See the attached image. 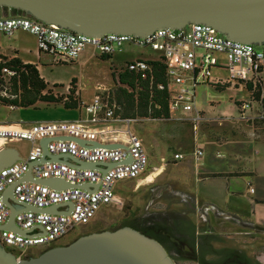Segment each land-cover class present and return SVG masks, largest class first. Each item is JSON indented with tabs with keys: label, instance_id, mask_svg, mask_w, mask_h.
<instances>
[{
	"label": "built area",
	"instance_id": "built-area-1",
	"mask_svg": "<svg viewBox=\"0 0 264 264\" xmlns=\"http://www.w3.org/2000/svg\"><path fill=\"white\" fill-rule=\"evenodd\" d=\"M19 30L35 36L39 52L50 56L56 64L75 62L89 47L101 51L102 55L114 54L125 43L149 47L164 57L169 78L176 84H187L186 81L194 85L236 83L252 80L264 70V46L234 41L204 24H191L183 30L163 28L147 38L113 33L92 37L45 24L27 15L0 17V33L11 37ZM130 68L146 70L148 66L144 62L135 61ZM222 70L227 71V76L221 74ZM179 90L171 97V115L186 114L194 110V90L185 86ZM85 110L88 117L75 121L35 123L29 128L0 124V149L9 139L32 143L44 137L64 135L95 139L97 133L91 131L89 124L123 121L115 117L114 108L99 95L85 106ZM190 120L197 123L201 120L200 113ZM114 133L117 134L114 142L122 143L126 148L85 147L72 140H54L48 144V151L52 154H67L86 162L116 163L115 167L106 172L76 167L66 162L47 161L33 165V180L20 182L29 171L30 163L42 157L40 147L33 150L27 159L17 161L0 171V224H5L11 216V209L4 200V192L13 184H16L14 196L21 203L40 209L69 202L74 205L69 214L36 211L18 213L15 216L18 228L29 230L41 226L45 234L39 233L38 229L28 236L0 230V242L7 249H17L24 254L39 245H45L46 249L54 247L71 234L77 224L90 223L102 206L114 204L117 201L116 185L120 181L135 180L146 173L149 156L142 139L130 129L116 130ZM129 156L132 161L122 163ZM194 156L199 160L204 156V151L198 148L194 151ZM175 159L182 160L184 155L175 154ZM52 177L64 179L73 185L98 184V188L71 187L57 190L39 182ZM63 209L67 210V207Z\"/></svg>",
	"mask_w": 264,
	"mask_h": 264
},
{
	"label": "rangeland",
	"instance_id": "rangeland-1",
	"mask_svg": "<svg viewBox=\"0 0 264 264\" xmlns=\"http://www.w3.org/2000/svg\"><path fill=\"white\" fill-rule=\"evenodd\" d=\"M6 14L5 11L1 12V15ZM126 46L132 47L130 53L118 50L114 53V60L102 58L101 51L97 52V58L88 60V54L91 50H87L75 62L56 64L52 61L43 64L42 73L52 85L63 86L54 88L58 93L64 92L68 85L70 88L71 81L76 79L77 87L82 91L81 97L86 103H91L96 95L107 102L110 93L118 85L116 73L127 64L129 59L133 57L136 59L135 61H138L140 59H157L161 56L160 52L149 47L125 43L122 48L124 49ZM215 74L217 73L215 72ZM221 74L227 76V71L222 70ZM171 83L172 96L180 92L179 89L182 86L193 89L195 93L193 111L187 112V114L173 113L171 116L177 125L173 128L174 133H178L179 146L177 148L180 147L181 151H191L192 148L196 150L197 145L203 146L207 149L206 156L197 160V164L204 162L207 158V163L216 165L215 168L224 167L222 162L225 163V160L229 158L228 153L238 149L241 142H245L231 141L228 144H223L228 131L238 130L239 126L243 124L249 125L248 120L257 116L260 112V106L253 103L249 111H245L244 115L240 114L236 106L237 100L240 101L248 95L242 84L231 83V86L225 90H217L211 84ZM45 107L46 105L40 104V109L36 110L33 108L12 109L0 105V120L28 119L29 122H35L40 118L55 119L61 116L59 114L61 109L52 107L44 110L47 108ZM198 112L201 120L193 123L190 119L194 114L196 116ZM138 123L132 124L136 128L139 126ZM194 124H196V128H194ZM140 128L143 127L140 126ZM130 130L141 138L139 132ZM142 138L145 142L149 139L146 134H142ZM217 148L225 153L220 156L222 158H217ZM172 153L174 154V151ZM169 157L170 159L166 162V169L153 184L144 185L137 189L134 181L119 182L117 201L110 206H102L90 223L77 224L71 234L61 240L58 245H68L81 236L103 231H115L125 226L142 232L148 227L160 225L174 239L186 240L188 247L196 249L198 258L218 262L227 258L228 250H232L238 251L254 263H259V259L264 257V230L250 225L247 228H239L238 226L229 228L225 225V219L214 215L217 214V211L203 205L197 206V203L192 200V193L190 192L191 164L179 166L175 157L174 160H171V155ZM150 162L149 171L143 177L154 171L155 165H158L157 160L152 155H150ZM183 163L184 161L180 160L179 164ZM211 189L214 188L211 187ZM159 240L175 264H202L197 259H186L177 255L169 239L160 237ZM45 249V245H39L24 254H21V251L17 249H12V252L24 259L37 257Z\"/></svg>",
	"mask_w": 264,
	"mask_h": 264
},
{
	"label": "water",
	"instance_id": "water-1",
	"mask_svg": "<svg viewBox=\"0 0 264 264\" xmlns=\"http://www.w3.org/2000/svg\"><path fill=\"white\" fill-rule=\"evenodd\" d=\"M0 8L23 12L45 24L92 37L113 33L147 38L163 28L183 30L191 24H204L234 41L264 46V0H0ZM54 140H72L85 147L126 148L118 142L102 143L77 136L44 137L40 140L42 157L30 163L29 171L20 182L33 180L31 170L35 163L66 162L76 167L101 169L104 172L116 166V163L86 162L67 154H52L48 151V144ZM21 160L23 158L17 149H1L0 171ZM131 161L132 157L129 156L122 163ZM103 166L107 168L104 169ZM39 182L57 190L71 187L98 188V184L73 185L55 177ZM15 186L16 184L9 186L4 192V200L11 209V216L5 224H0V230L28 236L38 229L39 233L45 234L41 226L29 230L18 228L15 216L24 211L69 214L73 210L71 202L43 209L21 203L14 196ZM63 207H67V210ZM0 264L175 263L157 239L125 226L115 231L84 235L68 245L54 246L37 257L24 259L0 242Z\"/></svg>",
	"mask_w": 264,
	"mask_h": 264
},
{
	"label": "crops",
	"instance_id": "crops-1",
	"mask_svg": "<svg viewBox=\"0 0 264 264\" xmlns=\"http://www.w3.org/2000/svg\"><path fill=\"white\" fill-rule=\"evenodd\" d=\"M130 49H132V47L126 46L124 49L122 48L120 52H126L129 54L131 51ZM87 50H91L88 54V60H94L98 57V51L96 49L90 47ZM16 54L25 63L36 64L41 76L44 78L42 73L43 64L52 62V58L39 52L35 36L22 30L15 32L11 37L0 33V55L14 56ZM83 54L80 57H82ZM114 57L115 56L113 54L111 60H114ZM135 60L136 59L132 57L128 60V62H135ZM185 83H188V81ZM50 85L53 86L55 84L52 85L50 83ZM68 86L64 92L59 93H68ZM78 92L80 96H82V91L78 89ZM55 93L58 92L55 91ZM81 99L84 104L78 109H66L62 105L50 106L47 108L45 107L46 109L44 110L51 109L52 107H56L55 109H61L62 112L59 111V114L61 115L59 118H40L35 122H29L28 119H16L12 121L2 119L0 120V124H11L21 128H29L35 123L86 119L88 115L86 113L85 106L90 104V102L86 103L82 97ZM240 101H249V95L245 96V98ZM194 116L195 114L192 117ZM135 122H139L137 124L139 126L136 128L132 124ZM140 126L143 128H140ZM175 126L177 125H175L173 118L169 120H123L89 124L91 131H95L97 133L95 135V139L105 143L114 142L115 135H117L114 133L116 130L132 129L137 133L139 132L146 152L149 156V165L146 173L149 171L151 166L150 155L157 160L158 165H155L156 167H154V171L148 173L146 177H143L146 174L145 173L135 180H124L125 182H136L137 189L144 185L153 184L157 177L161 175L164 169H166V162L170 159L169 155H171V160H174L175 154H179L178 152H181L180 154L184 155V159L182 160L185 164H179L180 160L176 159V161H178L177 164L179 166H188L191 164L192 171L190 172V192L192 193V200L197 203V206L203 205L217 211V214L214 215L225 219V225L229 228H236V226L239 228H247V226L250 225L264 230V142L256 138L253 127L243 124L242 126H239L238 130L235 129L231 132L228 131L225 138L226 140L223 144H228L231 141L237 143L238 141L245 142H241L238 149L228 153L229 158L225 160V163L222 162L224 167L215 168L216 165L207 163V158L204 162L202 161V163L197 164L196 157H193L195 149L193 150L192 148L191 151H181L180 147L177 148L179 143L177 141L178 133L175 134L173 131ZM103 132L106 134H103ZM142 134H146L148 136L149 139L147 142H145L142 138ZM9 147L17 149L20 156L24 160L28 158L33 150L40 147V140L36 143H32L26 140L9 139L3 144L1 149ZM196 147L201 148L204 151L203 157H205L207 149L199 145ZM172 151H174V154ZM224 154L225 153H222V151L218 148L216 149L217 158H222L220 156H223ZM117 185L116 195L118 196L119 191H117ZM203 186L204 189H202ZM211 187L214 189H211ZM159 227L163 228L160 225ZM197 235L200 236L199 234ZM183 241L187 244L186 240ZM259 261V263L264 264V257L260 258Z\"/></svg>",
	"mask_w": 264,
	"mask_h": 264
},
{
	"label": "trees",
	"instance_id": "trees-1",
	"mask_svg": "<svg viewBox=\"0 0 264 264\" xmlns=\"http://www.w3.org/2000/svg\"><path fill=\"white\" fill-rule=\"evenodd\" d=\"M2 11L7 14L1 15ZM17 15L25 14L0 8V17ZM112 55L103 54L102 58L111 59ZM138 61L146 63L148 68L146 70L131 69L133 62H128L123 66L115 75L118 78V85L110 93L106 103L114 108L115 117L120 120L171 119V80L164 57ZM207 84L213 85L217 90H225L231 86V83ZM235 84H242L249 95L248 102L237 101L236 103L241 115L249 111L253 103L260 106V112L257 116L251 117L248 124L253 127L256 138L264 142V70L252 80L238 81ZM57 87L63 86L59 84L51 86L41 76L36 64L25 63L17 54L14 56L0 55V105L23 109H40V104L46 107L62 105L66 109H78L83 106L76 79L71 81L68 93H55L54 88ZM143 232L155 238L157 232H166V230L155 225V227L146 228ZM195 259L202 264H261L254 263L238 251L232 250H228L227 258L218 262L198 257Z\"/></svg>",
	"mask_w": 264,
	"mask_h": 264
},
{
	"label": "flooded vegetation",
	"instance_id": "flooded-vegetation-1",
	"mask_svg": "<svg viewBox=\"0 0 264 264\" xmlns=\"http://www.w3.org/2000/svg\"><path fill=\"white\" fill-rule=\"evenodd\" d=\"M154 237L160 243H162L159 240L160 237L169 239L170 242L172 243V246H174L173 250L176 251L177 255H179L181 258H186V259H189V258L195 259V258H197V254H196L197 251L195 249H191L190 247H188L187 244L181 239L180 240L173 239V237H171L167 231L166 232H160V233L157 232V234Z\"/></svg>",
	"mask_w": 264,
	"mask_h": 264
}]
</instances>
